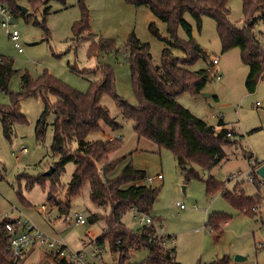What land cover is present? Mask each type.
Masks as SVG:
<instances>
[{"label": "rangeland", "instance_id": "obj_1", "mask_svg": "<svg viewBox=\"0 0 264 264\" xmlns=\"http://www.w3.org/2000/svg\"><path fill=\"white\" fill-rule=\"evenodd\" d=\"M81 3L88 12L89 30L76 38L72 28L81 18ZM16 6L25 9L27 14L13 15L10 26V31L18 32L17 43L21 52L0 26V55L11 59L16 71L8 83V93L20 91V77L24 72L33 79L47 72L80 93H86L92 83L100 82L104 72H111L115 95L131 106L139 104L129 54L125 49L127 39L135 34L139 41L147 43L151 64L157 67L162 63V51L166 47L162 38L169 35L167 25L148 7H135L124 0H65L64 3L58 0L46 3L43 0H17ZM228 8L229 20L242 29L245 26L242 1L229 0ZM184 19L192 28L194 41L205 53V60L197 59L186 67L190 72L208 71L209 79L200 95L193 96L184 91L175 100L209 125L216 126L218 119L222 118L233 130L237 144L223 147L227 158L210 169L193 166L199 177L185 181L172 152L139 137L134 131V122L122 116L117 100L108 94L101 97L100 106L108 111L118 126L110 127L100 122L101 130L90 133L85 141H121L119 148L108 158L109 161H118L108 175L109 180L119 178L129 164L152 179L149 186L157 189L158 194L149 216L153 220L151 225L172 238L166 240V246L174 248L178 263L264 264V213L253 216L240 213L225 201L221 192L207 195L205 185L207 178L212 176L228 191L236 188L247 197L257 194L256 185L250 183L248 177L251 175V162L264 165V72L255 91L249 93L245 87L248 67L241 61L239 49L221 52L216 24L212 19L202 17L200 29L191 14L185 13ZM151 23L155 25L158 36L149 30ZM175 32L178 39L187 41L182 29L177 28ZM254 33L264 44L262 21H257ZM101 39L112 40L115 49L90 56L89 49ZM171 55L180 61L187 60L186 54L178 48L172 49ZM214 59L219 61V65L212 64ZM47 97L49 111L41 139L37 136L36 124L45 109L42 97L20 99L18 106L24 120L14 123L9 138L3 134L0 122V221L20 218L49 240L62 242L71 252L86 253L87 259L94 264L99 260L90 258L93 249L98 251L100 264H116L117 255L110 251L107 241L101 249L93 244L104 231V216L109 214V207L91 202L87 184L79 195L70 199L65 212H60L59 207L47 201L51 187L48 177L44 185L27 186L26 177L45 175L54 170V163L58 161L51 151L52 124L56 117L52 104L56 99ZM1 106L6 109L11 106V101L8 94L0 90ZM76 147V142L72 141L70 148ZM247 154L252 155L251 161L245 157ZM74 170V163L69 162L59 174L55 193L57 202L68 201L66 190ZM158 175L162 178L158 179ZM238 175L239 186L228 181ZM259 188L264 196V184ZM85 214V224H76L77 216ZM213 214L228 218L226 222L219 223L217 230L208 225ZM91 215L99 218L91 222ZM141 217L129 210L122 217V222L129 230L137 231L146 226ZM146 257L144 248L131 250L127 264H139ZM237 257L243 259L237 260ZM32 259L28 258L22 264H29Z\"/></svg>", "mask_w": 264, "mask_h": 264}, {"label": "trees", "instance_id": "obj_2", "mask_svg": "<svg viewBox=\"0 0 264 264\" xmlns=\"http://www.w3.org/2000/svg\"><path fill=\"white\" fill-rule=\"evenodd\" d=\"M36 1V0H33ZM50 0H43V3ZM65 2V0H58ZM127 4L146 6L161 21L167 25L168 38H162L166 47L162 51V63L154 67L147 43L139 41L135 34L129 35L125 49L129 54L130 68L133 77L134 90L139 104L131 106L119 99L114 93L113 76L111 72H104L100 82L92 83L86 93H80L61 83L47 72H43L37 79H33L27 72L20 77V91L8 93L7 87L11 77L15 74L13 61L0 55V90L8 94L11 106L5 109L0 107V122L3 134L9 138L14 123L23 121L24 117L19 111L18 103L21 98L33 96L42 97L45 109L37 121L36 133L38 138L43 137L45 116L49 111L48 97L56 100L52 104L55 113L53 122V138L51 151L58 161L54 163V170L50 175L26 177L27 186L33 184L44 185L48 177L51 187L47 201L50 205L59 207L65 212L69 207L71 198L79 195L82 187L89 186V198L97 206L109 207V214L104 216L105 228L101 237L93 244L101 249L104 242L109 244L110 251L117 255L116 264H127L129 252L144 248L147 257L139 264H180L175 260L174 248L166 246V240L172 238L164 236L151 224H146L137 231L129 230L122 222V217L129 211L135 210L147 217L150 216L158 190L144 183L145 172L126 166L119 178L109 180L108 175L117 166L118 161H109L111 152L119 148L120 140L113 141H85L92 132L101 130L100 122L116 127L118 124L100 106V99L108 94L117 100V106L125 119L134 122V131L139 137H145L159 147L172 152L179 167L184 174V180L198 178L193 166L210 169L226 158L224 146L237 144L233 130L227 128L222 118L218 119V132L212 130L213 126L195 117L190 111L182 107L176 96L189 91L198 96L204 90L209 73L206 70L190 72L186 65L197 59L205 60V53L192 37V28L185 21V13L195 19L197 28H201V18L208 17L216 24V32L221 44V52L239 49L241 61L248 67L245 87L253 93L257 83L264 72V44L254 33L258 20L264 23V0H241L245 26L240 29L229 20V0H124ZM6 5L12 16L27 14L16 6L17 0H0ZM81 18L77 21L72 32L79 38L88 30V12L81 3ZM149 30L158 36L153 23ZM180 28L187 36V41L176 37V29ZM181 49L187 60L180 61L171 55L172 49ZM114 48L112 40H100L89 49V55L98 52L110 51ZM72 141L77 147L70 148ZM251 161L252 155H245ZM72 162L75 170L67 185L66 196L68 201L57 202L55 193L59 174L64 166ZM261 164L257 161L250 163L251 176L256 185L257 194L247 197L243 191L234 188L228 191L225 185L216 181L212 176L205 181L206 193L221 192L223 198L240 213L255 215L252 208L260 204L262 194L258 186L261 180L256 169ZM101 167V168H100ZM236 186H239L237 183ZM88 217V216H87ZM99 218L91 215L90 221ZM227 217L222 214H213L208 225L213 229L219 228V223L226 222ZM10 219L0 221V264H19L15 261L7 248L8 234L4 224ZM226 260H222L225 262ZM221 262V263H222ZM41 264H48L43 260ZM215 264V263H213Z\"/></svg>", "mask_w": 264, "mask_h": 264}, {"label": "built area", "instance_id": "obj_3", "mask_svg": "<svg viewBox=\"0 0 264 264\" xmlns=\"http://www.w3.org/2000/svg\"><path fill=\"white\" fill-rule=\"evenodd\" d=\"M12 21L13 17L9 8L0 3V26L5 29L6 34L14 43L15 48L21 52V48L17 43L18 32L16 30L10 31ZM216 63L217 61L215 59L212 60L213 65ZM217 79H220V77L217 76ZM212 130L214 132H218L220 127L216 125L212 128ZM22 150L25 152L24 148ZM239 177V175L232 176L228 181L238 182ZM157 178L161 179L162 177L161 175H158ZM248 181L252 184L254 183V179L251 175L248 177ZM144 183L151 185L152 179L146 177ZM263 184L264 181L261 179L258 182V186L260 187ZM179 206L180 208H183L182 205ZM42 210H44V207H42ZM133 211L138 215H142L141 222L145 220L146 224H153V220L150 217H147L135 210ZM252 212L255 213V215L264 213V196H262L260 204L252 208ZM85 217L86 214L83 216L78 215L75 220L76 224H85ZM4 228L8 234V251L11 257L19 264H22L28 258H33L29 264H38L39 262H43V260H47L48 264H94L91 260L87 259L86 253H73L68 250L62 242L49 240L31 224H29L28 221H22L20 218L10 220L4 224ZM89 256L90 258L99 260L98 264H100L97 250L93 249Z\"/></svg>", "mask_w": 264, "mask_h": 264}, {"label": "water", "instance_id": "obj_4", "mask_svg": "<svg viewBox=\"0 0 264 264\" xmlns=\"http://www.w3.org/2000/svg\"><path fill=\"white\" fill-rule=\"evenodd\" d=\"M21 9V8H20ZM22 10V12H26V10L25 9H21ZM52 171H53V169L50 171V172H48L47 174H45V175H50L51 173H52ZM256 174L261 178V179H264V165H262V166H260V167H258L257 169H256ZM237 260H240V259H243V258H241V257H237L236 258Z\"/></svg>", "mask_w": 264, "mask_h": 264}, {"label": "crops", "instance_id": "obj_5", "mask_svg": "<svg viewBox=\"0 0 264 264\" xmlns=\"http://www.w3.org/2000/svg\"><path fill=\"white\" fill-rule=\"evenodd\" d=\"M216 61H217V63L216 64H214V65H219V61L217 60V59H215ZM225 123V122H224ZM227 128H228V125H227ZM237 183V182H236ZM225 225H226V223H225Z\"/></svg>", "mask_w": 264, "mask_h": 264}]
</instances>
